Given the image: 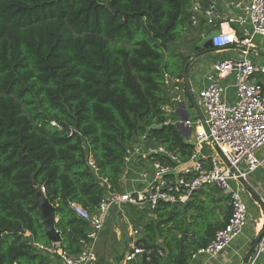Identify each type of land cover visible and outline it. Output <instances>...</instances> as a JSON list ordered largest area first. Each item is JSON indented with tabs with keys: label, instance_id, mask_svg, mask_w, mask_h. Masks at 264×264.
<instances>
[{
	"label": "trees",
	"instance_id": "trees-1",
	"mask_svg": "<svg viewBox=\"0 0 264 264\" xmlns=\"http://www.w3.org/2000/svg\"><path fill=\"white\" fill-rule=\"evenodd\" d=\"M194 1L0 0V264H62L37 187L56 207L59 246L77 255L91 227L70 203L96 212L109 189L122 191L139 137L188 160L195 144L165 109L167 75L183 76L188 59L172 68L165 53L187 29L195 44L208 29L192 25ZM206 189L183 206L131 207L138 242L155 250L144 264L158 263L157 248L168 264H187L210 243L225 223L218 190Z\"/></svg>",
	"mask_w": 264,
	"mask_h": 264
},
{
	"label": "built area",
	"instance_id": "built-area-1",
	"mask_svg": "<svg viewBox=\"0 0 264 264\" xmlns=\"http://www.w3.org/2000/svg\"><path fill=\"white\" fill-rule=\"evenodd\" d=\"M202 4V0L194 1L192 25L204 23L208 27L201 37L210 30L219 29V33L211 38L214 50L236 52L232 57L214 62L204 76L207 84L198 92L209 133L199 118L183 121L184 127L195 131L197 140L186 161H181L178 155L162 145L148 146L145 135L139 137L126 158L122 191L109 189L96 212H90L77 202L70 203L75 214L88 221L91 229L81 240L82 251L77 255H68L55 243L49 249L59 254L62 264H98L96 245L113 208L122 212L125 206L154 210L162 202L183 206L197 192L210 186L227 194L230 214L210 243L199 248L193 256L218 255L247 226L249 207L241 188L250 173L264 166V154H259L264 148V63L251 57L254 38L264 36V0H228L230 12L222 13L215 5ZM230 77H233L236 94L234 101L227 99L228 85L221 83ZM169 80L167 75L168 83ZM178 122L175 120L174 124ZM204 143L211 146L213 153L203 151ZM156 154L161 158L157 159ZM89 164L96 167L91 155ZM260 235L258 247L247 264H264L261 260L264 229ZM130 236L133 242L124 253L122 263L142 257L151 260L154 250L138 242L140 229L131 226ZM157 252L162 256L163 252Z\"/></svg>",
	"mask_w": 264,
	"mask_h": 264
},
{
	"label": "crops",
	"instance_id": "crops-1",
	"mask_svg": "<svg viewBox=\"0 0 264 264\" xmlns=\"http://www.w3.org/2000/svg\"><path fill=\"white\" fill-rule=\"evenodd\" d=\"M202 3H203L202 5L204 6L215 5L216 9L221 13L230 12V9L228 6V0H202ZM238 34L241 36L240 28H238ZM228 52L229 51L224 50L218 53L225 55ZM251 57L257 62L264 63V36H256L254 38V47L252 49ZM193 60L194 59L190 57L189 61L192 62ZM190 62L187 63V66H186L187 75L183 74V76L181 77H170V80L168 83L167 91L171 95L172 103L171 105H169V107H171V110L168 107L167 111L169 114L176 116L175 118L176 120H178L179 118L178 111L176 112V110H178V108L179 110L188 109V102H189L190 96L191 98H193L194 103L197 106V112H198V108L201 110V108L198 105V104H201L200 98L198 96V92L200 88H202L203 86L207 84V81H205L204 78L201 76L195 78L193 76L188 75V69L190 66ZM212 67L210 69H212ZM178 79L179 81H177ZM221 83L224 85H228L227 90H226L227 99L229 101H234L236 98V94H235V89L232 86V82H230V80H223ZM195 84L198 86V88H196ZM174 98H178V99L174 100ZM195 98L199 99L198 102H196ZM197 118L201 119L199 116V113L197 115ZM260 155H263V153H261ZM241 189H242L244 200L246 201L249 207L248 223L243 233L240 234L238 237H236L229 244V246L225 248V250H223L218 255L210 256L205 253L198 254L196 256H193L187 264H245L246 260L248 258H251V255L254 253V252L251 253V249L256 239L258 238V236H260V233L264 229V166L258 168L255 172L250 173L245 182V185ZM206 190L209 191L210 187H207ZM212 199L217 200L216 213L220 217L221 221L225 223L230 214V205L228 202L227 194L218 190V191L213 192ZM131 207L132 206L130 207L125 206L124 208L131 209ZM123 216L127 218L125 214H123ZM129 226L131 227L132 225H129ZM132 227L139 228L141 231V228L136 225ZM132 242L133 240L131 237V244ZM97 246H98V242L96 245L98 264H102L101 259L103 257L102 256L103 254H98ZM126 251H124L121 256H123ZM157 251L163 252L162 256L159 255ZM156 252H157L156 256L159 257L157 264H168L167 253L164 251V249L157 248ZM144 258L145 257L138 258L133 261L135 262V264H144V261H143ZM121 260L119 264H130V262L122 263ZM151 260H147V261H151ZM261 260L264 261V253L261 256Z\"/></svg>",
	"mask_w": 264,
	"mask_h": 264
},
{
	"label": "rangeland",
	"instance_id": "rangeland-1",
	"mask_svg": "<svg viewBox=\"0 0 264 264\" xmlns=\"http://www.w3.org/2000/svg\"><path fill=\"white\" fill-rule=\"evenodd\" d=\"M205 31H208L206 29ZM196 35L192 30L191 32L187 29L186 33L184 34L183 38L179 41L172 43L170 45V48L166 51V62L173 68L175 67V64L178 62H181L180 60L182 57H186L188 59L189 63L190 57L192 58L193 54V48L195 47V43L193 42V37ZM191 55V56H190ZM236 55V52L229 51L227 54H220L216 50L207 52L205 54H202L198 57H196L192 62H190V66L188 69V75L193 77H203L208 72V70L213 66L214 62L222 60L226 57H232ZM187 64L184 66V72L186 71ZM230 82H233V77L229 78ZM196 85V84H195ZM196 88L198 86L196 85ZM196 102H198V98L196 99ZM198 104V103H197ZM201 110L204 112V109L202 107V104H198ZM201 105V106H200ZM178 120L180 121L182 118H189L194 121L197 120V106L194 103L193 98L191 96L189 97L188 102V109L186 110H179L178 108ZM176 116H174V122ZM186 120V119H185ZM177 128L182 132L184 135V138L188 140L189 142L196 143L195 138V131L191 130V136H190V130H188L183 125H180L176 123ZM194 127V125L192 126ZM213 153V152H212ZM264 154V148L259 151V154ZM139 209V208H138ZM132 209H125L124 211H119L116 208H113L108 215L107 222L103 228V230L100 233L99 240H98V246L97 251L98 254H103L102 256V264H119L120 263V257L122 253L130 247L131 245V236L130 234V226H135V222L139 223V213L135 210V214H128V211ZM123 214L126 215L127 218L123 216ZM140 224V223H139ZM129 231V232H128ZM107 254V255H106Z\"/></svg>",
	"mask_w": 264,
	"mask_h": 264
},
{
	"label": "water",
	"instance_id": "water-1",
	"mask_svg": "<svg viewBox=\"0 0 264 264\" xmlns=\"http://www.w3.org/2000/svg\"><path fill=\"white\" fill-rule=\"evenodd\" d=\"M218 33H219V29H213V30H210L209 32H207L205 34V36L201 37L200 40L197 41L195 44V47L193 50L194 55L192 56V58L195 59L196 57L200 56L203 53L213 51L214 48L212 46L211 38H212V36H215ZM202 49H203V52H201ZM52 74H53V76H55L54 73H52ZM184 74L187 75L186 71L184 72ZM198 113H199V116L201 118V121H202L205 129L209 133V128H208L205 116L199 108H198ZM185 119H187V117L182 118L178 122V124L184 126L183 121ZM189 132L191 134V130ZM210 139L212 140V137ZM233 170L236 171V168L233 167ZM37 201L41 207V220H42V223L44 224V227L46 230V235H47L48 239L52 243L59 244L61 242V233L57 228L58 216H57L56 207L49 201V199L47 198V196L45 194V190L43 188L37 187ZM260 239H261V235L258 236V238L256 239V241H255V243L251 249V253H253L257 249ZM249 259L250 258H248L246 260L245 264L248 263Z\"/></svg>",
	"mask_w": 264,
	"mask_h": 264
},
{
	"label": "bare ground",
	"instance_id": "bare-ground-1",
	"mask_svg": "<svg viewBox=\"0 0 264 264\" xmlns=\"http://www.w3.org/2000/svg\"><path fill=\"white\" fill-rule=\"evenodd\" d=\"M204 144H205V146L203 148V151L205 153H211V152H213V149L211 148V146L208 143H204Z\"/></svg>",
	"mask_w": 264,
	"mask_h": 264
},
{
	"label": "flooded vegetation",
	"instance_id": "flooded-vegetation-1",
	"mask_svg": "<svg viewBox=\"0 0 264 264\" xmlns=\"http://www.w3.org/2000/svg\"><path fill=\"white\" fill-rule=\"evenodd\" d=\"M194 49V48H193ZM201 52H203V49L201 50Z\"/></svg>",
	"mask_w": 264,
	"mask_h": 264
}]
</instances>
